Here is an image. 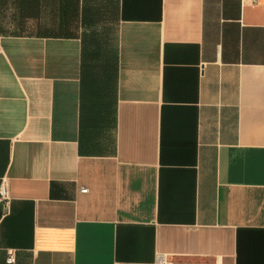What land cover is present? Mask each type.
<instances>
[{
    "label": "crops",
    "instance_id": "0c3cea01",
    "mask_svg": "<svg viewBox=\"0 0 264 264\" xmlns=\"http://www.w3.org/2000/svg\"><path fill=\"white\" fill-rule=\"evenodd\" d=\"M3 180L0 264H264V0H0Z\"/></svg>",
    "mask_w": 264,
    "mask_h": 264
},
{
    "label": "built area",
    "instance_id": "2783aa9c",
    "mask_svg": "<svg viewBox=\"0 0 264 264\" xmlns=\"http://www.w3.org/2000/svg\"><path fill=\"white\" fill-rule=\"evenodd\" d=\"M250 1L253 5H256L259 3V0H250ZM81 191L87 192L88 189L82 188ZM8 199H9V196H8L7 184H6V181L3 180L2 182H0V203H7ZM15 261H16L15 251L10 250L8 262L14 263Z\"/></svg>",
    "mask_w": 264,
    "mask_h": 264
}]
</instances>
